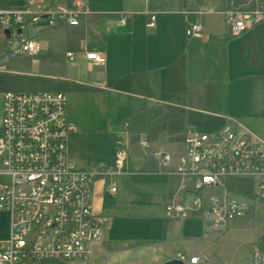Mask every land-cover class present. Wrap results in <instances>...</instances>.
I'll use <instances>...</instances> for the list:
<instances>
[{"label":"built area","instance_id":"built-area-1","mask_svg":"<svg viewBox=\"0 0 264 264\" xmlns=\"http://www.w3.org/2000/svg\"><path fill=\"white\" fill-rule=\"evenodd\" d=\"M36 5L37 0H30L24 9L0 10V29L11 30V42L18 43L11 55L39 51L34 40L19 37L18 30L24 24L46 16L51 26L63 22L77 27L90 14L87 0H68L64 8L40 12L33 11ZM205 13L187 12V16H195L186 30L189 38L204 33ZM129 14L120 13L121 25L127 24ZM224 15L231 34L239 37L264 24V0H251L249 5L238 8L230 6ZM150 17V27L154 28L156 12H151ZM79 49L87 60L99 65L106 63L103 54L88 51L84 42ZM67 59L74 62L76 54L68 52ZM67 105L68 98L63 93H4L0 166H76L69 155L74 127L67 118ZM124 126L127 128L129 123L125 121ZM184 144L185 152L175 167H264V135L245 136L232 120L215 134L188 129ZM143 146L148 147L147 142ZM127 161L128 153L121 150L115 167H125ZM172 165L171 156H162V167ZM253 185L255 194L263 200L264 184ZM91 196V183H0V211L7 212L10 221L8 237L0 240V264L87 262L108 224L93 212ZM245 210L228 184H190L182 185L177 198L166 203L164 214L168 219H186L196 214L207 233H216L241 218ZM258 245L251 254V264H264V239ZM177 257L185 261L181 254ZM200 262L194 255L186 264Z\"/></svg>","mask_w":264,"mask_h":264},{"label":"crops","instance_id":"crops-1","mask_svg":"<svg viewBox=\"0 0 264 264\" xmlns=\"http://www.w3.org/2000/svg\"><path fill=\"white\" fill-rule=\"evenodd\" d=\"M29 1L20 0L14 6L16 8L26 7ZM199 1L87 0L90 14L82 20L79 26L73 27L62 23L58 27L59 29L61 27L68 29L70 38L59 34V29L48 30L42 26L38 28L39 35L46 45H49L46 38H58L65 41L66 45L74 44V50L67 51L64 55L67 59V53L74 52L76 54L74 62H70L68 59V62L61 59L55 61L57 67H62L64 73L67 74L63 80L70 87L75 89L87 87L91 94H99L103 98V102H98L94 109L103 108L106 110V123L105 125L99 123L97 126L87 129V153L89 154L87 161L76 149L73 150V145L78 142V139L82 137L81 133L86 130L82 131L75 127L71 135L69 155L79 170L88 172L87 170L92 169L93 162L99 160L91 152L90 138L95 135L104 136L110 132L114 124V121L110 119L112 116L110 112L114 110L110 109L109 103L111 102L113 107L112 101L116 97L142 104L140 109L129 113V119H125L129 123L127 128H130L139 126L138 116L141 112L146 111L147 106L151 105H161L165 107L164 109L170 108L172 111H185L186 114L188 112L195 113L199 109L190 105L187 90L196 92L204 83L223 84L229 93V103L226 109L232 111L233 115L226 117L222 111L216 114L225 120L221 128L229 120H232L239 124V130L245 136L264 135V25L254 26L239 37H231L225 23L222 22L218 25L211 19H204L205 15L224 16V12L231 4L226 0H218L217 7L213 8L211 12L205 11V15L202 16L204 33L201 36L189 38L186 30L189 22L194 21L195 16L193 14L187 16V12L203 11L200 9L202 7ZM39 3L43 4L40 11H49L66 7L68 0H37V6ZM121 12H130L125 26L120 24ZM151 12H156L154 28L150 27ZM45 18L47 17L44 16L43 19ZM34 41L39 47L37 52L39 53L42 51L43 42ZM81 42L87 45L88 51L103 54L106 63L99 65L87 60L86 55L79 49ZM55 49L61 51L62 47ZM177 79L184 80L185 91L163 95L162 87L175 84ZM78 99L79 96H76L75 102ZM98 116V114L94 115L96 119ZM187 116H185L184 122L181 121L185 127L184 138L188 129L196 130L188 126ZM151 124V120L146 122L148 126ZM171 124L173 121H169V125ZM162 126H166V124ZM128 137L127 143H133L132 138ZM170 145L166 137L160 136L147 147L149 162L151 158L158 159L153 175L163 177L168 182V185L163 188L162 201L154 204L158 205L163 213L166 203L177 198L181 186H189L192 183L176 174L175 166L179 157L185 152L184 140L181 151L168 152ZM164 155L171 156L173 160L171 167L161 166V158ZM115 162L116 158L108 159L107 166H112ZM125 168L126 166L116 167L118 172H114L112 168L105 171L104 167V170L101 169L102 172L97 176L108 175L109 178H113ZM128 168H131L130 161ZM111 188H114L115 191L111 192ZM105 189L112 196L117 193L112 179L109 185H107L106 178L92 181V210L99 216L107 215L109 217L107 218L108 224L115 223L119 212L129 215L133 209L142 210L146 207L143 202L139 201L125 205V208L118 209L114 205L108 207L109 202L105 200L103 194ZM193 218L201 221L196 214L192 213L186 219L166 218L164 224H183L185 220ZM172 258L175 256H165L159 260V263Z\"/></svg>","mask_w":264,"mask_h":264},{"label":"rangeland","instance_id":"rangeland-1","mask_svg":"<svg viewBox=\"0 0 264 264\" xmlns=\"http://www.w3.org/2000/svg\"><path fill=\"white\" fill-rule=\"evenodd\" d=\"M18 1L20 0H0V10L24 9L25 6L21 8L14 6ZM217 1L200 0L202 7L200 9L211 12L217 7ZM226 1L229 3L228 0ZM41 5L43 4L39 3L38 6H34L33 11L40 12ZM205 18L213 20L218 25L225 23L230 36L235 37L230 32L225 15L223 17L215 14L205 15ZM62 23L58 22L51 26L49 18L40 17L37 22L30 21L22 26L23 32L19 36L21 39L43 42L42 51L36 54L16 52L11 55L18 43L16 40L11 42L10 39H13L14 35L12 38H7L4 31L0 29V117L3 113V94L6 92L65 93L68 96L69 123L74 128L86 130L81 133L82 137L73 145V150L76 149L87 161V155H89L87 153V129L99 123L105 125L106 110L94 109L98 102H103L99 94H91L87 87L75 89L63 80L67 74L64 73L62 67H57L55 61L61 59L68 62L69 60L67 61L64 55L67 51L74 50V44L66 45L65 41L58 38H46L49 45L42 41L38 28L42 26L48 30L59 29ZM59 34L70 38V32L66 28L61 27ZM56 47H62V50L58 51ZM184 83L183 79H177L175 84L163 86V95L184 92L186 89ZM187 91L190 105L198 107L197 112L186 114L185 111H172L170 108L164 109L165 107L161 105H151L147 106L146 111L138 116L139 126H131L127 129L124 126L125 119H129V113L140 109L142 104L132 103L118 97L112 101L113 107L111 102L109 103L110 109L114 110L110 112L112 115L110 119L114 121V124L110 132L104 136L95 135L90 138L91 152L99 160H95L92 169L87 171L100 173L102 171L98 165L104 164L107 167L105 171L112 168L114 172H118L115 164L107 166V160L117 159L118 153L125 150L130 159L126 162L124 171L117 173L113 178H109L108 175H99L95 179L106 178L107 185L111 184V179L115 183L117 193L114 196L107 193L106 189L103 190L105 200L109 202L108 207L114 205L118 209L125 208V205L137 201L143 202L146 207L142 210L133 209L129 215L119 212L115 223L107 224L100 242L93 247L91 257L87 262H38L36 264H161L159 263L161 258L169 255L178 258L177 254L185 258V263L195 255L201 260L200 264H251L253 250L259 246V241L264 239V199H259L255 194L253 184H256V181L254 179L227 180L228 186L244 204L246 210L241 218L232 221L221 232L207 233L201 221L195 218L187 219L183 224H164L166 217L162 209L154 205L162 201L163 188L168 185V182L163 177L153 175L158 159L151 158L149 162V149L143 146V142L146 141L150 146L154 140L163 136L171 144L168 152L181 151L185 129L181 121L184 122L186 115H188V126L207 134H215L225 122L221 117L216 116L217 113L222 111L226 117L233 115L232 111L226 109L229 103V93L225 85L204 83L196 92ZM76 96H79V99L75 102ZM95 114L99 115L98 119L94 117ZM148 120L152 121L151 126L146 125ZM169 121H173V124L169 125ZM163 124L166 126H162ZM128 136L132 138L133 143H127ZM129 161L131 162L130 169L128 168ZM91 200L93 202V196ZM101 217L108 221L107 215ZM9 224V214L0 211V240L8 237Z\"/></svg>","mask_w":264,"mask_h":264},{"label":"bare ground","instance_id":"bare-ground-1","mask_svg":"<svg viewBox=\"0 0 264 264\" xmlns=\"http://www.w3.org/2000/svg\"><path fill=\"white\" fill-rule=\"evenodd\" d=\"M176 174L191 184H228V179L245 178L264 184V167H176ZM97 175L76 166H0V183H92Z\"/></svg>","mask_w":264,"mask_h":264},{"label":"water","instance_id":"water-1","mask_svg":"<svg viewBox=\"0 0 264 264\" xmlns=\"http://www.w3.org/2000/svg\"><path fill=\"white\" fill-rule=\"evenodd\" d=\"M250 3H251V0H230V4H231L232 8L247 6ZM4 34L6 35L7 38H10L11 37V30H8V29L5 30ZM18 34L21 35L22 30H18ZM187 199H189V198H187ZM161 264H186V263L179 258H172V259H169V260L162 262Z\"/></svg>","mask_w":264,"mask_h":264},{"label":"trees","instance_id":"trees-1","mask_svg":"<svg viewBox=\"0 0 264 264\" xmlns=\"http://www.w3.org/2000/svg\"><path fill=\"white\" fill-rule=\"evenodd\" d=\"M229 1V3H230V0H228Z\"/></svg>","mask_w":264,"mask_h":264}]
</instances>
